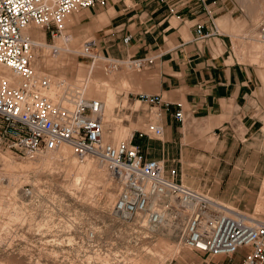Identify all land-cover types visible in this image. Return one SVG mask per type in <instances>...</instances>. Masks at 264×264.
Segmentation results:
<instances>
[{
    "label": "rangeland",
    "instance_id": "1",
    "mask_svg": "<svg viewBox=\"0 0 264 264\" xmlns=\"http://www.w3.org/2000/svg\"><path fill=\"white\" fill-rule=\"evenodd\" d=\"M111 1L114 0H109L106 7L111 5ZM124 2L129 5L132 3L131 0ZM224 6L219 12L224 20L220 21L217 17L215 20L227 37L231 55L253 68V104L261 103L264 111V41L259 37L264 27V0H224ZM79 11L81 19L63 30L68 32L75 46L70 44V37L64 41V34L52 40L46 37L45 41L51 45L33 50L32 64L38 72L55 80L50 79V85L56 79H63L74 87H82L83 82L79 86L77 81L80 82L87 69L94 64L78 53L79 47L86 37H96L97 46L106 23L99 27L91 26V17L83 16L85 8ZM34 35L38 36L39 32L35 31ZM54 46L69 49L57 50ZM48 61L52 66L48 65ZM103 63L101 58L96 60L92 90L86 97H96L103 102L104 140L128 138L135 129H145L150 112L146 104L135 102L134 94H126L128 90L140 91L139 88L119 82L112 88L107 76L112 74L113 80H117L120 70L125 69L137 76L143 69L136 71L121 66L105 73ZM61 89H57V92H61ZM256 115L263 121V136L253 139L254 143L249 149L253 157L257 155L262 159L241 164L249 169L252 167V172L262 170L264 175V112H257ZM196 133L198 142L190 146L194 147L196 153L221 157L232 148L222 143L226 139L222 138L220 130L207 132L197 129ZM141 138L144 142L149 141L150 150L160 147L156 138ZM191 139L193 137L188 140ZM240 147L243 150L246 146ZM67 148L71 150L67 156L60 150L36 158L35 155L20 157L0 146V264H238L240 261L241 251L229 259L225 257L226 260L221 263L222 257L185 247L178 231L182 215L170 221L171 210L153 228L145 222L142 213L130 218L117 216L111 208L117 187L114 177L93 156L86 154L88 157L83 158L85 156L77 155L70 147ZM72 158H77L79 164H85L84 170L72 167ZM88 162L92 164L89 166ZM24 163L31 166L21 168L20 164ZM218 163L224 168L219 178L202 175V164H193L183 173L179 172L178 163L177 166L174 163L166 165L165 169L174 168L177 180L213 196L234 211L264 219V186L255 205L261 179L245 178L253 189L250 204L234 201L232 197L229 198L230 188L227 189L231 162L219 160ZM192 169L200 174L193 175ZM80 173L84 177L80 182H74L76 174ZM25 188H29L28 194L23 193ZM87 231H92L89 239L85 238Z\"/></svg>",
    "mask_w": 264,
    "mask_h": 264
},
{
    "label": "built area",
    "instance_id": "2",
    "mask_svg": "<svg viewBox=\"0 0 264 264\" xmlns=\"http://www.w3.org/2000/svg\"><path fill=\"white\" fill-rule=\"evenodd\" d=\"M160 1L170 14L181 16L191 11L199 15L193 23L194 39L220 33L214 20L219 8L217 0ZM107 3L108 0H0V146L17 156L32 157L67 144L77 155L93 156L114 177L117 187L111 208L117 216L130 218L142 213L150 226H156L171 210L170 221L182 215L178 231L185 247L227 259L241 251L238 264H264V219L225 211L213 196L177 180L174 168L166 170L162 158L146 156L145 146L137 138L162 136L159 94H134L150 112L145 129H135L128 138L113 141L103 139V102L99 98L78 93L65 102L46 92L49 78L37 75L32 64L33 50L40 42L28 30H41L43 43L50 45L46 37L52 40L63 33L64 21L73 9ZM129 37L127 33L121 39L126 42ZM259 37L264 41V27ZM95 46L96 39L86 37L79 53L91 62L101 58L105 73L121 66L139 71L155 57L101 55ZM1 68H6L8 74ZM162 107L167 109L169 103L164 102ZM172 115L179 122L183 119L179 104ZM29 192V188L23 189L24 194ZM91 237L92 231H87L85 238Z\"/></svg>",
    "mask_w": 264,
    "mask_h": 264
},
{
    "label": "crops",
    "instance_id": "3",
    "mask_svg": "<svg viewBox=\"0 0 264 264\" xmlns=\"http://www.w3.org/2000/svg\"><path fill=\"white\" fill-rule=\"evenodd\" d=\"M131 1L129 5L124 0H114L106 7L108 0L105 6L85 8L83 16L91 17L90 25L94 27L106 23L96 46L100 54L115 57L155 56L152 63L137 76L125 69L117 73V80H113L112 74L107 76L112 88L119 82L140 90H128L127 95L137 92L160 95L163 125L162 136L158 138L160 147L150 150L149 141L144 142L142 138H137L145 146L146 156L162 158L165 166L172 163L177 166L178 163L180 173L188 171L193 164H202L201 174L214 178H219L224 172V168L219 166V160L231 162L227 181V189L230 188L229 198L250 204L253 189L245 178L257 177L261 179L255 203L257 205L262 193L263 171L252 172V167L249 169L241 164L262 159L257 155L253 157L249 149L254 143L253 139L263 136V121L256 115L257 112H264L263 107L261 103L253 104V68L231 55L229 42L221 30L217 35L201 40L194 39L193 23L199 17L196 12L185 11L181 16H176L170 14L160 0ZM217 3L219 8L214 13V20L217 17L222 21L223 15L219 12L225 7L224 0H217ZM68 16L64 29L82 17L80 11ZM65 32L62 35L65 34L66 42L70 36ZM127 33L130 37L123 42L121 38ZM69 41L75 46L71 37ZM48 65L52 66L50 61ZM108 91L112 100L110 88ZM135 102L139 101L136 99ZM164 102L169 103L167 109L162 107ZM176 104L180 105L183 112L181 122L172 115ZM197 129L207 132L220 130L222 138L226 139L222 143L231 145L232 148L221 157L196 153L194 147L190 146H195L198 142ZM192 137L193 139L188 140ZM241 145L246 147L242 150ZM192 174L200 173L192 169ZM221 259V263L226 260L225 257Z\"/></svg>",
    "mask_w": 264,
    "mask_h": 264
},
{
    "label": "bare ground",
    "instance_id": "4",
    "mask_svg": "<svg viewBox=\"0 0 264 264\" xmlns=\"http://www.w3.org/2000/svg\"><path fill=\"white\" fill-rule=\"evenodd\" d=\"M75 11H79V9H73L72 11H71V13H73V12H75ZM70 13V14H71ZM69 17V16H68ZM67 18V17H66ZM73 20V19H72ZM71 22V21H70ZM216 22V21H215ZM216 24H217V22H216ZM64 26H65V21H64ZM64 30V29H63ZM63 30H62V32H63ZM29 33L36 39V40H38L40 43H39V45H38V48H42L43 46H45L46 44H44L43 42L41 43V41H43V33H42V31L41 30H38V29H35V28H30L29 30ZM35 31L36 32H39V35L38 36H35L34 35V33H35ZM62 35V34H61ZM61 35H58V36H56V37H54L55 39L56 38H58V37H60ZM60 40V39H59ZM47 46H49V45H47ZM55 47V46H54ZM38 48H35V50L36 49H38ZM55 49H57V50H63V51H66L67 49H64V48H60V47H55ZM71 51V50H70ZM263 52V51H262ZM78 53H79V51H78ZM102 55V54H101ZM263 55V54H262ZM101 57V56H100ZM58 58H59V56H58ZM98 59H100V58H95L94 60H93V63L94 64H92V66L91 67H89L88 69H87V72H86V75H85V77H83V78H81L82 80H80V82H78L77 80V83H78V85L80 86L81 85V82H83L82 83V87H74V86H72V85H70V84H68V82L65 80H60V79H57V81L56 82H53L51 85H50V78H49V86H48V88L46 89V92L48 93V95H50L52 98H60V99H62L63 101H65V102H69V100H70V98H72V96H74V95H76V94H78V93H80V94H82L83 96H87V94L88 93H90V91L92 90V84H93V69H94V67L96 66V60H98ZM55 61V60H54ZM56 61H57V59H56ZM101 64V63H100ZM103 66V65H102ZM33 67H34V65H33ZM2 69V71H4L5 73H7L8 74V70L6 69V68H1ZM34 69H35V71H36V74L37 75H44V76H47L46 74H44L43 72H38L37 71V69L34 67ZM77 74V73H76ZM76 76H78V75H76ZM77 78V77H76ZM78 80H79V77L77 78ZM64 81V82H63ZM75 82V81H74ZM80 83V84H79ZM62 87V89H61V92H57L58 90L57 89H59V88H61ZM67 88V89H66ZM64 90H66V92L65 93H63V91ZM60 91V90H59ZM67 146L68 147H70L69 145H67V144H61L60 146H58L56 149H52V150H47V151H44V152H41V153H38L37 155H35L36 156V158L37 157H40V156H44V155H47V154H50V153H55L56 151H60V150H62L64 153H65V156H67V154L71 151L69 148H67ZM71 148V147H70ZM72 149V148H71ZM71 155V154H70ZM83 156H85V157H83V158H87L88 156H86V155H83ZM61 157V156H60ZM66 162V161H65ZM50 164V163H49ZM90 164H92V162H88L87 163V165H89L90 166ZM20 166H21V168H28V167H30L31 165H29V164H26V163H24V165H22V164H20ZM20 166L19 165H17V167L18 168H20ZM41 166V165H40ZM71 166L72 167H78V169H83L84 170V168L86 167V165L85 164H79V162L77 161V158H72L71 159ZM16 167V166H15ZM14 167V168H15ZM45 167V166H44ZM96 167V166H95ZM99 167V166H98ZM70 168V167H69ZM34 169V168H33ZM72 170V169H71ZM74 170V169H73ZM73 172V171H72ZM82 177H84V174L83 173H80V174H76V176H75V179H73V181L74 182H80V180L82 179ZM76 184V183H75ZM263 186H264V180H263ZM222 206H223V209L225 210V211H227V212H230V213H232V211L231 210H233L231 207H229V206H225V205H223V204H221ZM247 216V215H246ZM146 220V219H145ZM146 222V221H145ZM151 228H153L152 226H150Z\"/></svg>",
    "mask_w": 264,
    "mask_h": 264
}]
</instances>
